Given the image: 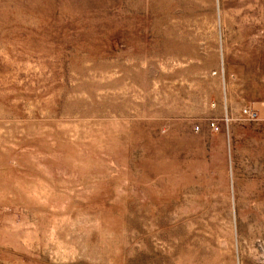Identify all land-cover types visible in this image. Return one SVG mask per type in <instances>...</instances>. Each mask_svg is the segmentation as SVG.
<instances>
[{
  "label": "rangeland",
  "instance_id": "374dc122",
  "mask_svg": "<svg viewBox=\"0 0 264 264\" xmlns=\"http://www.w3.org/2000/svg\"><path fill=\"white\" fill-rule=\"evenodd\" d=\"M0 264H264V0H0Z\"/></svg>",
  "mask_w": 264,
  "mask_h": 264
},
{
  "label": "built area",
  "instance_id": "2783aa9c",
  "mask_svg": "<svg viewBox=\"0 0 264 264\" xmlns=\"http://www.w3.org/2000/svg\"><path fill=\"white\" fill-rule=\"evenodd\" d=\"M214 128H216V127H214Z\"/></svg>",
  "mask_w": 264,
  "mask_h": 264
}]
</instances>
